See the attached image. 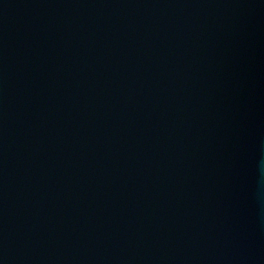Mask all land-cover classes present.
I'll list each match as a JSON object with an SVG mask.
<instances>
[{
    "label": "water",
    "instance_id": "95a60500",
    "mask_svg": "<svg viewBox=\"0 0 264 264\" xmlns=\"http://www.w3.org/2000/svg\"><path fill=\"white\" fill-rule=\"evenodd\" d=\"M0 264H264V0H0Z\"/></svg>",
    "mask_w": 264,
    "mask_h": 264
}]
</instances>
